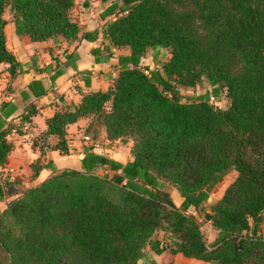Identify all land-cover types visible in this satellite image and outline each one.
Wrapping results in <instances>:
<instances>
[{"label": "trees", "instance_id": "16d2710c", "mask_svg": "<svg viewBox=\"0 0 264 264\" xmlns=\"http://www.w3.org/2000/svg\"><path fill=\"white\" fill-rule=\"evenodd\" d=\"M101 3L107 46L129 53L120 55L107 90L86 92L77 105L63 103L41 136L56 134L53 148L67 154L68 125L90 115L87 132L101 122L109 138L133 142V158L122 162L89 147L80 167L55 171L23 191L18 179L0 176V200L19 192L0 210V264H172L151 256L165 249L219 264H264V0ZM73 5L0 0V72L13 78L23 71L7 46V7L17 33L32 40L77 39ZM149 47L153 67L141 64ZM161 49L168 50L167 59L157 57ZM172 78L184 86L208 80L212 89L184 96ZM28 88L34 95L46 91L40 80ZM223 89L228 105L222 108L210 97ZM16 109L11 100L0 102V166L14 146L7 118ZM42 167L38 158L33 174ZM233 169L235 178L209 201ZM169 185L183 196L180 205ZM107 186L119 190L117 199ZM203 221L218 230L213 242L206 241Z\"/></svg>", "mask_w": 264, "mask_h": 264}, {"label": "crops", "instance_id": "0c3cea01", "mask_svg": "<svg viewBox=\"0 0 264 264\" xmlns=\"http://www.w3.org/2000/svg\"><path fill=\"white\" fill-rule=\"evenodd\" d=\"M100 2L101 0H97L96 3ZM85 4L89 5L87 2ZM101 11L102 9L99 10L98 20L93 16L95 13L90 10V7L81 12L78 20L73 18L80 26L79 38L73 42L66 40L61 35L55 40L54 38L32 40L29 35L17 33L14 21H9L5 25L7 46L23 64V71L13 78L6 71L0 72V102L11 100L17 104V109L7 118L13 126L8 138L13 141L14 146L5 164L0 166V176L18 179L19 183L16 185L18 190L20 187L24 189L40 184L58 169L80 167V160L85 148L82 144H78L77 140L71 139L73 136L71 131L78 132L86 139L96 140L87 132L91 121L90 115L80 117L76 122L68 125L67 139L70 150L67 154L53 148L58 139L56 134H49L47 139L41 135L47 130L46 119L52 116L55 110L61 108L63 103L77 105L84 93L107 90L117 72L120 55L129 53L128 47L107 46L108 42L104 39L101 31L103 22L100 18ZM7 28L10 30L9 34L6 32ZM94 31L97 32L95 39L89 40L82 37L83 33L88 32L89 35H93ZM57 40H59L58 44L55 43ZM95 47H99L100 51L93 53L92 49ZM49 64L51 68L47 69L46 66ZM141 64L149 67L154 66L153 60L150 61L146 55L142 57ZM57 71L60 74L52 80L54 72ZM33 80L41 81L46 89L45 93L34 95L29 92L28 84ZM10 81H12V85L10 89H7ZM23 91L28 92L29 97L24 96ZM89 150L108 155L122 162L133 158L132 153L129 154L122 149L121 144L97 145L95 143ZM45 157L48 159L45 160ZM38 158L41 159L43 167L37 175H34L32 163ZM102 169L106 171V168ZM217 189L212 190L209 201L220 198L224 189L215 194L214 190ZM18 193L1 199L0 210L3 209L2 201L8 197L11 199ZM171 196L174 203L180 205L183 196L174 186L171 189ZM189 212L201 219L195 207L191 206ZM204 227L209 229V234L205 235L206 241L213 242L218 235V230L213 227L210 221L202 223V231ZM151 253L152 258L157 262L219 264L187 256L181 252L172 253L169 249H165L160 254L153 251Z\"/></svg>", "mask_w": 264, "mask_h": 264}, {"label": "rangeland", "instance_id": "374dc122", "mask_svg": "<svg viewBox=\"0 0 264 264\" xmlns=\"http://www.w3.org/2000/svg\"><path fill=\"white\" fill-rule=\"evenodd\" d=\"M86 2H87V4H89L88 6L85 4ZM96 2H97V0H74V5L72 6V9H71L72 18L78 20V16L81 14V12H84L86 8L89 9V7H90V10H93L94 13H95L93 16L97 17L96 19L98 20L99 10L102 9V7L104 6V4H102L101 2L100 3H96ZM3 15L7 19L8 22L9 21H13L12 20L13 15H12L11 11L9 10V7H7L5 9ZM6 32H7V34L10 33L9 28H7V31ZM26 35L27 34H25V36ZM57 38L58 37L54 38V40L57 39ZM66 40H69L70 42H73V40H75V39H66ZM58 41L59 40L55 41V43L58 44ZM145 55H146L147 58H150V61L153 60V58H154L153 55L154 54H153V50H152L151 47H149L147 49V52L145 53ZM157 57L160 60L167 59L168 58V50L161 49L160 50V54H158ZM156 64L154 63V66ZM12 81L9 82L7 89H10V87L12 85ZM172 81L176 83V85L180 88V90H181V92H182V94L184 96H198L199 94H202V93H204L206 91H209L210 92V90L212 89V85L210 84V82L208 80L207 81L206 80L205 81H201L198 84H196L195 86H184L180 82H178L176 80V78H172ZM225 94H226V90L223 89L222 92L217 97L214 96V99H213L214 104L216 103V105H218L219 107H222V108L223 107H226L228 105V99L225 98ZM215 98H217V100ZM108 108L109 107H107V109ZM97 124L98 123L95 121L94 124L91 125V128H89L91 131L88 132V134L91 137L96 138V140L92 141V139H86L84 136L79 135L78 132L75 133L73 131H71V133L73 135L71 139L77 140L78 141V144H82V146H84L85 149L91 147L92 144H95V143H97V145H103V144H110V145L121 144L122 149H124L129 154L132 153L133 142L130 139L128 141L123 142L119 138H109L107 136V131H106V128H105L104 124H102L101 122H99L98 125ZM116 140H119V141H116ZM47 159L48 158L45 157V160H47ZM60 170H62V169H58V170H56V172H58ZM97 170H98V172L100 174H104L106 172L102 168H100V169L98 168ZM235 176H236V171L234 169L233 170H230L215 185V187L213 189H217V188L218 189L217 190H214V191H216V193L215 192L214 193L217 194L218 191H221L222 189H224L225 186L228 183H230L235 178ZM168 189H170V191H171L172 186L169 185ZM20 190L23 191V189L21 187H20ZM105 191H106V193L110 197H112L114 199H117L119 197V195H120V192H119V190L117 188H113V187H108L107 186V187H105ZM8 199H10V198L8 197V198H6V200H4V201L1 202V205L3 206V209L8 206V202H9ZM203 222H205V221H203ZM203 233H204V236L205 235H208L209 234V229L207 227H204ZM158 234L159 235H162L163 232L162 231H159ZM147 249H149V252H150L151 249L149 247H147Z\"/></svg>", "mask_w": 264, "mask_h": 264}, {"label": "built area", "instance_id": "2783aa9c", "mask_svg": "<svg viewBox=\"0 0 264 264\" xmlns=\"http://www.w3.org/2000/svg\"><path fill=\"white\" fill-rule=\"evenodd\" d=\"M210 99H211L210 101H213L214 97H213V96H211V97H210Z\"/></svg>", "mask_w": 264, "mask_h": 264}]
</instances>
